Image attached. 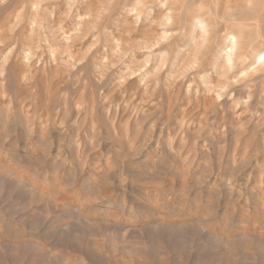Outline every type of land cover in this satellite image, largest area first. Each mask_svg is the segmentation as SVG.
<instances>
[{
  "label": "rangeland",
  "instance_id": "374dc122",
  "mask_svg": "<svg viewBox=\"0 0 264 264\" xmlns=\"http://www.w3.org/2000/svg\"><path fill=\"white\" fill-rule=\"evenodd\" d=\"M260 50L264 0H0V264H264Z\"/></svg>",
  "mask_w": 264,
  "mask_h": 264
},
{
  "label": "bare ground",
  "instance_id": "6f19581e",
  "mask_svg": "<svg viewBox=\"0 0 264 264\" xmlns=\"http://www.w3.org/2000/svg\"><path fill=\"white\" fill-rule=\"evenodd\" d=\"M227 35H228L227 37L231 38V43H232V46H231V48L229 50V53H228V61L229 62H232L233 55H235L237 53V51H238L239 35L236 33V30H234V32L233 31H230ZM254 61L256 63V66H255L256 68L259 67L260 65L264 64V50H262V51L260 50V53H257L256 54V57H255V60ZM251 65H253V64H251Z\"/></svg>",
  "mask_w": 264,
  "mask_h": 264
}]
</instances>
